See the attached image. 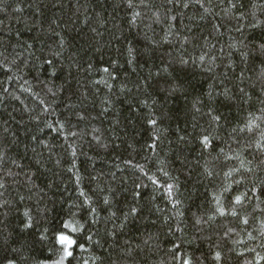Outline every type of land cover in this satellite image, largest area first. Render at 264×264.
I'll list each match as a JSON object with an SVG mask.
<instances>
[{
    "label": "trees",
    "instance_id": "trees-1",
    "mask_svg": "<svg viewBox=\"0 0 264 264\" xmlns=\"http://www.w3.org/2000/svg\"><path fill=\"white\" fill-rule=\"evenodd\" d=\"M261 45L264 0H0V264H264Z\"/></svg>",
    "mask_w": 264,
    "mask_h": 264
},
{
    "label": "snow or ice",
    "instance_id": "snow-or-ice-1",
    "mask_svg": "<svg viewBox=\"0 0 264 264\" xmlns=\"http://www.w3.org/2000/svg\"><path fill=\"white\" fill-rule=\"evenodd\" d=\"M130 6H131V5H130ZM260 47H261V49H264V45H261ZM201 59H203V58H201ZM104 71H105V72H108V69L105 68ZM5 91H6V90H5ZM149 123L155 125V124H156V121H155V120H150ZM204 140H205V142H207V137H205ZM0 186H2V185H0ZM169 190H170V189H169ZM81 195H83V193H81ZM236 201H237V202H240V197H236ZM105 203H107V201H105ZM136 211H137V210H136L135 208L132 209V213H133V214H134ZM221 214H223V210H222V209H221ZM233 214H235V213H233ZM245 222H246V221H245ZM66 227H67V225H66ZM74 230H75V229H74ZM58 240H59L60 244H62V245H66V246H67V247L65 248V254L68 255V256H71L72 253H71L70 251H68V248H70L73 244H75L76 241L73 240V239H71L69 236H66V235H59V236H58ZM220 258H221L220 253L217 252L216 255H215V259H216V260H219ZM8 264H15V261H13V260H9V261H8ZM184 264H191V261H190V260H185V261H184Z\"/></svg>",
    "mask_w": 264,
    "mask_h": 264
},
{
    "label": "rangeland",
    "instance_id": "rangeland-1",
    "mask_svg": "<svg viewBox=\"0 0 264 264\" xmlns=\"http://www.w3.org/2000/svg\"><path fill=\"white\" fill-rule=\"evenodd\" d=\"M68 226H69L70 230L75 228V225H73V223H69ZM59 235H66V234H59ZM66 236H68V235H66ZM69 237L72 239L71 236H69ZM63 246H64L65 248L67 247L66 245H63ZM70 248H71V247H70ZM70 248H68V251H70ZM67 256H68V255H66V254L64 253V257H67Z\"/></svg>",
    "mask_w": 264,
    "mask_h": 264
}]
</instances>
